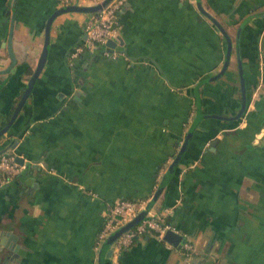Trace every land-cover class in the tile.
<instances>
[{"label": "crops", "instance_id": "obj_1", "mask_svg": "<svg viewBox=\"0 0 264 264\" xmlns=\"http://www.w3.org/2000/svg\"><path fill=\"white\" fill-rule=\"evenodd\" d=\"M85 0L83 4H93ZM231 36L225 73L200 85L201 118L152 205L194 246L190 264H264V0H201ZM61 0H0V128L41 51ZM94 13L68 11L50 28L47 59L0 151L36 163L0 185V238L17 255L0 264H96L105 204L149 198L195 114L194 85L222 66L225 39L195 0H127L115 58L69 51ZM239 34L247 104L240 103ZM193 110V114L190 115ZM218 114L223 117L209 116ZM172 211L164 214V208ZM138 236L105 264H181L178 246Z\"/></svg>", "mask_w": 264, "mask_h": 264}, {"label": "built area", "instance_id": "obj_2", "mask_svg": "<svg viewBox=\"0 0 264 264\" xmlns=\"http://www.w3.org/2000/svg\"><path fill=\"white\" fill-rule=\"evenodd\" d=\"M95 3L100 0H94ZM127 0H110L101 10L94 13V16L88 19L83 25L84 38L69 51L67 61L69 64L80 55L84 50H92L99 48L103 56L115 59L119 55L116 46H110L107 41L115 39L119 34L120 21L119 12ZM61 3L83 4L85 0H61ZM193 114V110L190 115ZM36 163L47 172L53 173L52 167L46 166L43 162H32L24 160L19 162L17 155L11 151L0 152V185L5 184L19 175L23 170ZM149 198L133 200L130 198H116L105 204L103 210V222L97 233L95 247L98 248L102 241L118 226L132 219L149 201ZM172 211V206L164 208V214ZM181 234L185 239L180 242L179 251L183 261L181 264H190L194 254V246L190 240L186 238L184 232H180L171 222L167 221L162 213H157L150 208L145 217L136 223L133 227L124 231L111 245L112 254L118 256L120 252L128 247L135 238L145 233L153 234L157 239L164 240L166 231ZM169 247L176 246L172 243ZM112 264H117L113 261Z\"/></svg>", "mask_w": 264, "mask_h": 264}, {"label": "water", "instance_id": "obj_3", "mask_svg": "<svg viewBox=\"0 0 264 264\" xmlns=\"http://www.w3.org/2000/svg\"><path fill=\"white\" fill-rule=\"evenodd\" d=\"M109 1L110 0H100V1L93 3V4H78V3L64 4V5H61L57 8H55L48 15V17L45 20V24H44L43 43H42L41 51H40L39 56H38L37 61H36V65H35L34 69L32 70V72H31V74H30V76L26 82V85L23 88V91L20 95V98L18 99V101L16 102V105L13 108L12 113L10 114L6 123L0 128V135H2L3 133H5L7 131V129L9 128V126L11 125L13 120L15 119L16 115L18 114L19 110L22 108L25 100L27 99L28 95L30 94V92L32 90V87L34 85V82H35L37 76L39 75L41 69L43 68V66L45 64V61L47 59L48 49H49V43H50V28H51V24L53 22V19L57 15L64 13V12H68V11L96 13L99 10H101ZM195 2H196V6H197L198 10L201 13H203L204 15H206L213 22V24L218 28V30L221 32V34L223 35V37L225 39L226 48H225L223 64H222L221 68L215 74L203 78L202 80H200L199 82H197L194 85V95L196 98V103H195V111L196 112L194 114V117L192 119L190 127L186 133V136L183 140V143H182L179 151L177 152V154L174 156L173 160L168 164V166L164 170V172H163V174H162V176H161V178H160V180H159V182L155 188L154 193L152 194V196L150 197L149 201L144 206V208H142L132 219H130L129 221L125 222L124 224L118 226L115 230H113L102 241V243L99 245V247L96 248V251H97V253H96V264H105L106 257H110L112 254L111 245L113 244V242L124 231L133 227L136 223H138L140 220H142L145 217L147 211L152 207L157 196L162 191V189L166 185L167 181L169 180V178L173 174V172H174V170L178 164V161L181 157L182 151H183L184 147L186 146L187 141L189 140V138L192 134V131L197 126V124L199 123L200 118L202 116L201 111H200V96H199V92H198L200 85L205 83V82L215 80L216 78L222 76L225 73L226 68L228 66V63L230 61V55L232 53V44H233L231 36L227 33V31L225 30L223 25L214 16H212L207 10H205L203 8L201 0H195ZM244 23L245 22H242L240 24V26L238 27L237 32H236L237 33L236 38H235L236 39L235 41L237 44V47H236L237 67H238V74H239V80H240V103H239V108L236 111V113L233 114L232 116H229L230 119H238L241 116H243L244 111L246 109V104H247V90H246V86H245L244 71H243L241 55H240L239 47H238L239 34H240L241 27L243 26ZM11 32H12V28H10V35H9V38L7 41V51H8V55L10 58V62L7 66L0 68V74L8 72L10 69H12L14 67L15 62H16V56H15V53L12 49V44H11ZM121 42H122V39H121L120 35L118 34L115 39L108 40L107 44L110 46H117V44L121 43ZM206 115L223 117V116L218 115V114H206ZM2 151H5V150H2ZM2 151H0V152H2ZM17 159L19 160V162H22L21 157L17 156ZM164 239L179 247L180 242H182L185 238L182 237L181 234H179V233L168 230L164 234ZM17 249H18V243L16 242V239H14V237H9L6 240L0 238V258L4 254L5 263H7V261L9 259H12V256L17 255Z\"/></svg>", "mask_w": 264, "mask_h": 264}]
</instances>
